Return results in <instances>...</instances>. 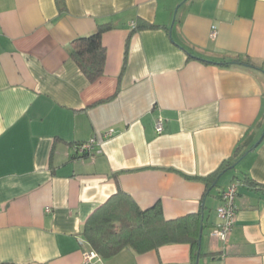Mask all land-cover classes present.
Wrapping results in <instances>:
<instances>
[{
  "label": "crops",
  "instance_id": "crops-1",
  "mask_svg": "<svg viewBox=\"0 0 264 264\" xmlns=\"http://www.w3.org/2000/svg\"><path fill=\"white\" fill-rule=\"evenodd\" d=\"M101 27L91 82L71 53ZM119 190L169 221L201 215L195 262L189 244L96 252L85 226ZM91 251L88 264H264V0H0V264Z\"/></svg>",
  "mask_w": 264,
  "mask_h": 264
},
{
  "label": "trees",
  "instance_id": "trees-1",
  "mask_svg": "<svg viewBox=\"0 0 264 264\" xmlns=\"http://www.w3.org/2000/svg\"><path fill=\"white\" fill-rule=\"evenodd\" d=\"M101 27L95 34L74 42L72 57L89 81H97L104 74L106 50L102 44ZM76 145V154H81ZM232 161L221 167H230ZM216 174L203 178L208 187L215 183ZM201 215H189L177 220H166L162 208L155 206L142 210L124 191L110 198L89 218L84 234L92 248L104 258L117 255L124 248L143 253L168 244H189L195 262L200 254Z\"/></svg>",
  "mask_w": 264,
  "mask_h": 264
},
{
  "label": "built area",
  "instance_id": "built-area-1",
  "mask_svg": "<svg viewBox=\"0 0 264 264\" xmlns=\"http://www.w3.org/2000/svg\"><path fill=\"white\" fill-rule=\"evenodd\" d=\"M134 28V25H132ZM162 123L160 122L157 126L159 132L162 129ZM113 133H107L106 137L111 138ZM98 142L97 140H93L88 144L82 145L78 147V151L81 154L85 153H95L97 152ZM241 187V183L239 181H235L231 184L226 190H224L221 194V202L222 204L217 209L218 222L216 224L215 229L212 232V237L221 241H226L228 239L229 234L231 233L234 226V217L236 212L235 200L239 193V188ZM98 257V254L94 251L87 252L84 254V261L88 264L91 263L94 259Z\"/></svg>",
  "mask_w": 264,
  "mask_h": 264
}]
</instances>
